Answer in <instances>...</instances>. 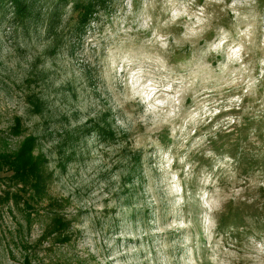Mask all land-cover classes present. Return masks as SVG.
I'll use <instances>...</instances> for the list:
<instances>
[{"label":"rangeland","instance_id":"obj_1","mask_svg":"<svg viewBox=\"0 0 264 264\" xmlns=\"http://www.w3.org/2000/svg\"><path fill=\"white\" fill-rule=\"evenodd\" d=\"M98 2L0 0V154L12 158L36 139L33 155L44 156L52 176L47 197L39 198L0 163V264H116L112 257L125 249L117 257L121 264H213V257L215 264H252L245 252L252 241L264 240V77L258 63L264 52L245 60L252 61L247 94L241 84L209 97L241 95L242 103L201 124L175 151L186 156L184 165L177 159L168 169L163 154L174 147L168 128L115 127L105 99L108 49L149 50L151 32L133 23L143 0H133L130 9L124 0ZM162 7L148 10L153 23L167 19ZM235 11L254 18L259 44L264 0L238 4ZM206 12L213 19L203 38L196 48H174L170 65L197 57L203 63L204 41H212L219 27L235 33L242 24L224 5ZM185 22L181 18L169 31L178 36ZM219 59L207 62L215 68ZM186 104H194L192 97ZM226 117L237 122L225 127ZM173 175L183 203L172 191ZM204 199L215 202L210 214ZM52 200L60 201V212H50Z\"/></svg>","mask_w":264,"mask_h":264},{"label":"clouds","instance_id":"obj_2","mask_svg":"<svg viewBox=\"0 0 264 264\" xmlns=\"http://www.w3.org/2000/svg\"><path fill=\"white\" fill-rule=\"evenodd\" d=\"M124 2L130 9L133 0ZM256 2L257 0H232L231 4H227L226 0H205L203 6H197L196 0H143V11L135 17L133 23L137 30L151 32L150 38L146 40L149 50L140 53L131 48L119 51L108 49L104 77L108 81L105 99L109 100L112 109L110 119L114 118L115 127L125 131L136 124H143L149 132L161 131L167 127L174 147L169 146L163 154L165 168L170 169L177 159L184 165L186 156L177 157L175 151L184 147L201 124L209 122L219 111L238 107L243 100L241 95L219 100L209 99L213 92L218 88L231 89L241 84L245 94L250 90L252 61L245 63V60L254 51L264 52V39L257 43L259 38L254 18L250 20L248 15L241 16L235 8L238 4L251 6ZM157 3H162L161 10L167 15V19L157 17L153 23V16L148 10L154 9ZM212 4L224 5L226 10L233 9L234 16L242 21L240 28L233 33L219 27L212 41H204L201 45L203 63L197 57L183 66L170 65L168 56L174 48H196L203 38L213 19L211 13L206 12ZM181 18H186V22L180 25L184 30L177 36L169 29L177 25ZM121 31L127 32L130 29L121 26ZM213 55L220 57L215 68L207 62V57ZM258 63L262 66L260 75L264 77V56L258 59ZM189 97H192L193 105L186 104ZM127 104L136 105L138 109L133 107L129 110L126 108ZM236 122L235 118L226 117L224 126L228 127ZM21 124H24L23 119ZM219 127L218 122L214 128ZM39 140L38 137V142ZM190 167L191 165H187L186 169ZM172 178V191L177 196V203H183L179 181L175 175ZM204 205L209 214L216 208L215 202L207 199H204ZM209 222L206 214L205 223ZM128 251H118L112 259L116 260V264H121L117 257ZM131 251L136 249L133 247ZM245 256L252 264H264V240L252 241ZM215 260L213 257V264Z\"/></svg>","mask_w":264,"mask_h":264},{"label":"trees","instance_id":"obj_3","mask_svg":"<svg viewBox=\"0 0 264 264\" xmlns=\"http://www.w3.org/2000/svg\"><path fill=\"white\" fill-rule=\"evenodd\" d=\"M17 3V0H14ZM101 3H106L107 0H97ZM98 2V3H99ZM27 7L22 5V10H25ZM87 12H85L84 17L81 19V23L85 24L88 22L87 18L92 9V5L88 6ZM35 143L37 144L36 139L27 140L23 143L20 150L13 155V157H8L7 155L2 156L0 154V163H4L5 166L11 169L14 172L15 178L18 179L23 184H28L35 191V194L42 198L47 197V188L50 180L52 179L51 174H47V165L44 160L43 155H38L34 157ZM44 158V159H43ZM60 201L52 200L47 206L50 212H60L62 210L59 207ZM58 216V215H57ZM56 222L59 223V229L65 230L66 224L64 221L59 222L58 219ZM68 241V240H67Z\"/></svg>","mask_w":264,"mask_h":264}]
</instances>
